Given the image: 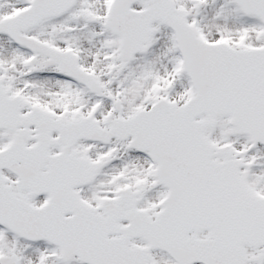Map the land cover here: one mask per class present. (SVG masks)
<instances>
[{
    "label": "snow or ice",
    "instance_id": "obj_1",
    "mask_svg": "<svg viewBox=\"0 0 264 264\" xmlns=\"http://www.w3.org/2000/svg\"><path fill=\"white\" fill-rule=\"evenodd\" d=\"M0 264H264V0H0Z\"/></svg>",
    "mask_w": 264,
    "mask_h": 264
}]
</instances>
